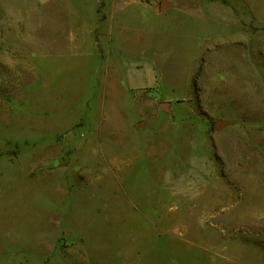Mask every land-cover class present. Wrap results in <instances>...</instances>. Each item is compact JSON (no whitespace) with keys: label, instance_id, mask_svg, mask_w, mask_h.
Wrapping results in <instances>:
<instances>
[{"label":"rangeland","instance_id":"obj_1","mask_svg":"<svg viewBox=\"0 0 264 264\" xmlns=\"http://www.w3.org/2000/svg\"><path fill=\"white\" fill-rule=\"evenodd\" d=\"M158 8L97 51L0 0V264H264V0Z\"/></svg>","mask_w":264,"mask_h":264},{"label":"crops","instance_id":"obj_2","mask_svg":"<svg viewBox=\"0 0 264 264\" xmlns=\"http://www.w3.org/2000/svg\"><path fill=\"white\" fill-rule=\"evenodd\" d=\"M41 2L44 7L64 10L67 25L64 27L63 35L67 40L75 45L79 39L88 38L94 42L97 51L107 50L114 39L126 37L129 32H124L122 25L128 24L132 19L137 18V23H140L147 17L159 16L158 5H161V0H41ZM193 12L189 11L188 14L192 15ZM111 73L109 71L103 77L102 96L107 95L114 99L115 90L109 84ZM108 146L106 145L107 148ZM115 162V167L122 169L127 163L118 159ZM107 175L114 178L111 173Z\"/></svg>","mask_w":264,"mask_h":264},{"label":"water","instance_id":"obj_3","mask_svg":"<svg viewBox=\"0 0 264 264\" xmlns=\"http://www.w3.org/2000/svg\"><path fill=\"white\" fill-rule=\"evenodd\" d=\"M168 4L167 3H162V8H165L167 7ZM164 106H167L164 104ZM228 125H230L229 122H226V121H218L216 124H215V131H221V130H224Z\"/></svg>","mask_w":264,"mask_h":264}]
</instances>
